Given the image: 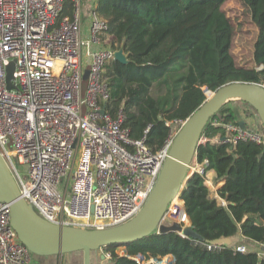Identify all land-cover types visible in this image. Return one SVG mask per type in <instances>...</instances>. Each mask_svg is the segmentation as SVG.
Masks as SVG:
<instances>
[{"label": "built area", "instance_id": "built-area-1", "mask_svg": "<svg viewBox=\"0 0 264 264\" xmlns=\"http://www.w3.org/2000/svg\"><path fill=\"white\" fill-rule=\"evenodd\" d=\"M67 3L73 13L58 22ZM83 3L0 0V152L22 195L45 219L104 228L130 220L143 207L184 121H168L169 137L153 151L146 135L130 137L122 111L109 113L104 70L116 51L102 47L109 26L96 5L90 7L89 38L83 37ZM12 61L15 88H8ZM214 124L225 133L205 142L264 144L262 125ZM193 172L215 189L204 163ZM168 213L171 223L190 224L183 200L172 202ZM236 250L247 252L240 245ZM33 257L11 225L9 204L0 202V264H32Z\"/></svg>", "mask_w": 264, "mask_h": 264}, {"label": "trees", "instance_id": "trees-1", "mask_svg": "<svg viewBox=\"0 0 264 264\" xmlns=\"http://www.w3.org/2000/svg\"><path fill=\"white\" fill-rule=\"evenodd\" d=\"M229 1L97 0L96 11L109 26L103 42L108 40L112 50L126 56L125 62L115 58L105 66L110 92L106 108L113 117L122 111L123 127L132 139L146 135L149 148L157 151L169 137L167 122L185 121L206 100L205 88L213 92L236 81L264 84V0H241L245 17L256 28L252 66L241 64L234 55L241 22L237 25L228 14ZM72 13L67 3L58 22ZM215 121L238 122L235 110L224 105L210 119L203 137L224 135L223 125ZM195 160L225 180L218 194L227 204L210 197L198 172L185 184L182 200L190 225L203 240L155 232L104 247L111 255L106 264H139L138 255L146 259L173 255V264H264V256L256 251L212 243L240 232L264 245V144L208 140L198 146ZM120 245L125 248L122 254L117 252Z\"/></svg>", "mask_w": 264, "mask_h": 264}, {"label": "water", "instance_id": "water-1", "mask_svg": "<svg viewBox=\"0 0 264 264\" xmlns=\"http://www.w3.org/2000/svg\"><path fill=\"white\" fill-rule=\"evenodd\" d=\"M115 58L126 61L122 50L116 51ZM14 69L15 62L12 61L6 67L8 88H15L12 81ZM231 100L249 104L260 118L264 130V84L236 81L217 88L184 121L143 207L130 220L110 227L85 228L45 219L22 195L11 167L0 152V202L9 204L11 225L19 240L38 257L83 251L84 264L92 263V252L109 245L138 241L155 232H178L185 237L203 240L190 224L183 227L178 222L168 224L162 220L173 200L182 197L185 184L194 173L190 172L191 165L205 127ZM238 123L243 128L247 126L244 119ZM212 243L232 245L233 240L227 237ZM102 258L105 259V255Z\"/></svg>", "mask_w": 264, "mask_h": 264}, {"label": "rangeland", "instance_id": "rangeland-1", "mask_svg": "<svg viewBox=\"0 0 264 264\" xmlns=\"http://www.w3.org/2000/svg\"><path fill=\"white\" fill-rule=\"evenodd\" d=\"M228 14L235 20L237 21V25H239V28L237 30V33H236V38H235V41H234V46H233V52H234V55L236 57V59L238 60V62H240L241 64H244L246 66H252L253 65V59H252V50H253V41L255 39V35H256V28L254 27V25L245 17V9L243 7V4L241 2V0H230L226 6H225ZM84 16V15H83ZM84 19L85 17H82V26H83V23H84ZM239 19V20H238ZM87 48L86 46L83 47V52H84V56H85V52H86ZM205 91H206V94L207 96H209V94L211 93L210 91H208L206 88H205ZM233 103H237L238 105H243V106H246L248 107V109H250V114L249 115H252V118L253 120L251 121L252 123H256L258 125H262L261 124V120L258 116H253L255 115V112L252 110L253 108L247 104L246 102H243L241 100H231L229 101L227 104H226V107H229L231 105H233ZM201 142H205V137H202V140ZM15 161H16V157L14 158ZM197 161L194 159L192 165H191V171H193V167L194 165H196ZM17 167L18 169L22 172V174L26 176V169H25V166L24 165H21L17 162ZM170 220L171 221V218H170V214L167 213L164 215L163 217V222L165 223H168ZM239 246V245H237ZM240 246H243L246 248L245 245H240ZM104 249V248H103ZM125 251V248L123 245H120L118 248H117V252L122 254L124 253ZM246 251H247V248H246ZM103 253L105 255H109L110 253L104 249ZM261 253V252H260ZM102 254V252L100 250H98L97 252H94V256L96 258V262L98 263H102V262H106L107 259H101L100 258V255ZM168 256V255H167ZM173 255H169L168 256V262L169 264H172V257ZM108 257L111 258V255H109ZM166 257V256H164ZM164 257L162 258H150V259H146L144 256L142 255H138L137 256V259L139 261V264H159V262L163 261L164 260Z\"/></svg>", "mask_w": 264, "mask_h": 264}, {"label": "crops", "instance_id": "crops-1", "mask_svg": "<svg viewBox=\"0 0 264 264\" xmlns=\"http://www.w3.org/2000/svg\"><path fill=\"white\" fill-rule=\"evenodd\" d=\"M96 3H97V0H84V3H83V15H84L83 17H85V19H84V23L82 26V31H83V37L85 39L89 38L90 7L92 5L93 6L96 5ZM107 41H105L106 43L104 42L102 44V47L111 49L110 45L107 44ZM229 107H231L235 110L237 121L244 119L245 122L252 123L251 121L253 120V118H252V115H249L250 109H248V107L243 106V105H238L237 103H235V104L233 103V105H231ZM250 114H252V113H250ZM254 124H256L257 126H260L257 124V122ZM208 177L213 181V185L215 188L213 190H209L210 191V197L217 199L220 204H227L226 201L224 199H222L218 194V190L220 187H222L225 184V180L217 179V175H216L214 170H208ZM232 240H233L232 244L234 246L245 245L247 248V251H256V252H258L259 255L264 256L263 245L255 242V241L248 240L240 232H238L234 237H232ZM99 250L102 252V254L100 255V258L103 260L102 255H105L103 253L104 249L101 248ZM97 251H95V252H97ZM108 256L109 255H105V258L107 259L106 262L98 263L95 261L96 258L94 256V252H92V263L91 264L109 263L111 258ZM168 256L164 257V259L168 258ZM172 257H173V259H172V261H173L172 264H173L175 261V257L174 256H172ZM33 263H38V264H84V253H83V251H75V252L64 253V254H60V255H51V256H45V257L34 256L33 260H32V264Z\"/></svg>", "mask_w": 264, "mask_h": 264}, {"label": "bare ground", "instance_id": "bare-ground-1", "mask_svg": "<svg viewBox=\"0 0 264 264\" xmlns=\"http://www.w3.org/2000/svg\"><path fill=\"white\" fill-rule=\"evenodd\" d=\"M211 94V93H210ZM210 96V95H209ZM182 200H181V198L178 196V197H176L174 200H173V202H181ZM169 222H168V224H170L172 221H170V220H168ZM159 264H169V262H168V258H165L163 261H161V262H159Z\"/></svg>", "mask_w": 264, "mask_h": 264}]
</instances>
